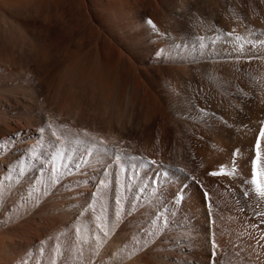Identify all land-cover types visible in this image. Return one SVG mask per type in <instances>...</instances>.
<instances>
[{"label":"rangeland","instance_id":"374dc122","mask_svg":"<svg viewBox=\"0 0 264 264\" xmlns=\"http://www.w3.org/2000/svg\"><path fill=\"white\" fill-rule=\"evenodd\" d=\"M59 1L0 4V264H264L247 217H264L253 214L264 202L245 198L250 163L234 157L253 150L263 114L264 10L249 0ZM177 146L198 178L171 162ZM233 161L235 177L217 181L248 231L226 226L213 239L208 214L221 207L212 193L209 212L201 169Z\"/></svg>","mask_w":264,"mask_h":264},{"label":"bare ground","instance_id":"6f19581e","mask_svg":"<svg viewBox=\"0 0 264 264\" xmlns=\"http://www.w3.org/2000/svg\"><path fill=\"white\" fill-rule=\"evenodd\" d=\"M27 1V0H26ZM28 1H32V3L33 4H37V6L40 8V10L42 9H45V8H47V9H50V7H51V5L53 4L55 7L56 6H61L60 4H61V2L59 1V0H28ZM13 3V2H15V3H19V4H22V0H0V4L1 5H6L7 3ZM262 2V3H261ZM261 2H259L260 4L257 6L256 5V3H254L252 0H249V3H250V5H251V7L252 8H255L256 10H257V13H262L263 12V10H264V0H261ZM31 3V2H30ZM59 9V8H58ZM251 11V10H250ZM257 15V14H256ZM248 22V21H247ZM260 22V21H259ZM245 23V22H244ZM248 25V24H247ZM261 24H259V26H260ZM263 25V24H262ZM234 26V25H233ZM244 26V25H243ZM235 27V26H234ZM254 27V26H253ZM231 28V27H230ZM249 28V27H248ZM255 29V28H254ZM257 29V28H256ZM251 30V29H250ZM264 30V29H263ZM56 33H58L57 31H56ZM58 34L56 35V38L57 39H59L58 38ZM72 52V51H71ZM66 54V53H65ZM67 55V54H66ZM260 76V75H259ZM262 76V75H261ZM263 80H264V73H263ZM261 84V83H260ZM263 85V84H262ZM260 89V88H259ZM257 91V90H256ZM257 93V98H259V102H261V106H263V114H261V115H259V114H256V118H255V123H254V127H255V129H253L254 131H253V139L252 140H254L255 141V136H256V133H257V131L259 130V128H260V126H261V121H264V85H263V89H261V90H258V92H256ZM227 116V115H226ZM239 118V117H238ZM230 119V118H229ZM248 123V122H247ZM247 125V124H246ZM245 125V126H246ZM247 128V127H246ZM246 128L244 129V130H246ZM248 130V129H247ZM242 132H243V130H242ZM246 134H248V133H246ZM244 136V135H243ZM242 136V138H244ZM248 137V136H247ZM241 138V139H242ZM219 139V138H218ZM243 141H244V139H243ZM220 143V142H219ZM226 144V143H225ZM248 144V143H247ZM220 145V144H219ZM223 145V144H222ZM221 146V145H220ZM228 146V145H227ZM239 146H242V145H239ZM218 147V146H217ZM252 147H253V145H252ZM262 147H263V149H264V138H263V142H262ZM225 148V147H224ZM228 148V147H227ZM248 148V147H247ZM247 148L246 147H244V148H240L241 149V151H238L239 152V154H238V158H239V164L241 163V165L244 167V165H246V162H245V160L247 159V160H249V162H248V164L250 163V165H249V167H251V159H252V157H253V150H251L250 152H247ZM215 149H216V147H215ZM249 149H251V148H249ZM136 150H139V149H136ZM146 150V149H145ZM220 150V149H219ZM238 150V149H237ZM137 152H139V151H137ZM214 152V151H213ZM220 152V151H219ZM229 152V151H228ZM175 153H176V159H174L173 161L170 159V158H166L164 155H163V162H169V160H171V162H177V164H179V165H177L178 167L179 166H181V168L183 169V168H185V170H189V172H191L190 173V175L192 174H195V172H193V171H195V170H193V168H191V166H189V160H187V156H185V152H183V148H179V146H177V148H175ZM196 153V152H195ZM215 153V152H214ZM225 153V152H224ZM141 154H143V156H155V154H151L150 155V153H149V151H148V149H147V151L145 152V153H143V151L141 150ZM213 154V153H212ZM221 154V153H220ZM227 154V153H226ZM211 155V154H210ZM214 155V154H213ZM159 156H161V154L159 153ZM204 156H206V155H204ZM198 157V156H197ZM209 157H211V156H209ZM219 157H221V156H219ZM145 158V157H144ZM202 158V157H201ZM204 158V157H203ZM213 158V157H212ZM225 158V157H224ZM237 158V157H236ZM153 159V158H152ZM205 159V158H204ZM157 160V159H156ZM155 160V161H156ZM200 160H202V159H200ZM199 160V161H200ZM214 160V159H213ZM223 160V159H222ZM100 161V160H99ZM219 161V160H218ZM212 162V161H211ZM198 163H200V162H198ZM207 163H208V161H207ZM224 163V162H223ZM169 164V163H168ZM209 165L208 166H210V163H208ZM101 165V164H100ZM158 165V164H157ZM207 165V164H206ZM212 165V164H211ZM219 165V164H218ZM240 165V166H241ZM95 166V169H96V171H97V173H100L101 171V169H100V166H96V165H94ZM195 166V165H194ZM193 166V167H194ZM241 168V169H244V168ZM248 167V166H247ZM248 167V168H249ZM197 169H198V167H196ZM213 168V167H212ZM246 168V167H245ZM247 168V169H248ZM206 169H208V167L206 168ZM206 169H204V167L202 166V169H201V174H203V176H202V178H203V180H201V181H203L204 182V187L206 188V190L210 193V195H212V193H214V195L216 194V195H218V196H216V197H218V198H216V200L219 202L218 203V205L221 207L220 208V212L218 211V213H216V216L215 215H213V219H212V221H214V225H211L210 223V229H209V232H214V235L212 236L211 234H210V238H213V239H215V237L216 238H218V239H220V238H222V237H226L228 234L226 233V231H224L225 229V227L227 226H230V227H232V229H233V232L234 233H240V234H244V231L250 226V222L248 223L249 224V226L247 227V221H246V223H244V221H245V219L246 218H241L240 216H238V214L236 215V214H233V215H231V212L232 211H230V209L229 208H233L232 206V203H229V202H231V201H229L228 203L227 202H225V201H227V200H225V198L227 197V195H226V193L228 192H226L225 193V188H224V186H219V182H221L220 180L219 181H217L218 180V178L216 179V181L215 182H218L217 184L215 183V184H213L214 182L213 181H211V178H210V175H209V173L207 174V172H211V171H209L210 170V167H209V170H206ZM212 170V169H211ZM239 170H240V168H239ZM246 170V169H245ZM250 170H251V168H250ZM250 170H249V172H250ZM200 170L198 169V172H199ZM216 171H218V170H216ZM247 171V170H246ZM184 172V171H183ZM186 172V171H185ZM197 172V171H196ZM206 172V173H205ZM187 173V172H186ZM200 173V172H199ZM191 175V176H192ZM198 175V174H197ZM197 175L196 176H194V177H197ZM246 175H248L247 173H246ZM199 176H201L200 174H199ZM90 177H92L93 178V174H91L90 175ZM159 178V177H158ZM198 178V177H197ZM215 179V178H214ZM246 179V178H245ZM223 181H225V180H223ZM227 181V180H226ZM213 182V183H212ZM242 183V182H241ZM224 184V183H223ZM228 184V183H227ZM237 187V186H236ZM224 188V189H223ZM239 196V195H238ZM213 197V196H212ZM211 197V198H212ZM230 197V196H229ZM243 197V196H242ZM241 197V198H242ZM212 199H214V197L212 198ZM230 200V199H229ZM207 201V200H206ZM225 202V203H224ZM252 202V201H251ZM215 204V203H214ZM259 205V204H258ZM246 206V205H245ZM236 207V208H235ZM235 207H234V209H237V206L235 205ZM252 207V206H251ZM194 209V212L196 213V212H198L199 211V209L198 208H193ZM218 209V208H217ZM234 209H233V211H234ZM252 209H253V207H252ZM208 210V209H207ZM213 210V208L211 207V205H210V211L209 212H211ZM215 210V209H214ZM238 210V209H237ZM248 210H249V206H248ZM251 210V209H250ZM254 210V209H253ZM252 210V211H253ZM255 211H257V208H255ZM262 211H263V209H262ZM254 212V211H253ZM252 212V213H253ZM226 213H228V214H226ZM229 213H230V215H229ZM251 213V212H250ZM197 214V213H196ZM253 214H255V216H257L256 215V212H254ZM243 215V214H242ZM241 215V216H242ZM246 215V214H245ZM244 215V216H245ZM254 216V215H253ZM258 218V217H257ZM260 218V217H259ZM262 218H264L263 216H262ZM261 218V219H262ZM253 219V218H252ZM250 220V219H249ZM260 223V221H258V226H253V231H252V228L250 229L251 230V233H252V238H250V237H248V238H250V239H253V241H254V244H255V246L258 248V242L260 241V239H261V237H262V232L260 231V228H258L259 227V224ZM222 229H221V228ZM213 229V230H212ZM235 230H236V232H235ZM247 231H248V229H247ZM246 233V232H245ZM247 234V233H246ZM191 236V235H190ZM238 237V236H237ZM240 237V236H239ZM191 239H193L194 237H190ZM190 238H187L189 241H190ZM247 238V237H246ZM242 240V238L239 240V241H241ZM244 240H245V242H247L246 241V239L244 238ZM249 240V239H248ZM1 243V242H0ZM237 243H240V242H237ZM249 243V242H248ZM253 242H250V244H247V245H251ZM191 244H193L192 242H190L189 244H187L188 246H190ZM6 245V244H5ZM237 245V244H236ZM240 245V244H239ZM241 245H242V243H241ZM243 245H244V243H243ZM253 245V244H252ZM251 245V246H252ZM186 247L188 250H191L192 248L191 247ZM247 247V246H246ZM230 248V247H229ZM254 248V247H253ZM241 249H242V247H241ZM240 249V250H241ZM249 249V248H248ZM235 250H237V248L235 249ZM240 250H237V251H240ZM244 250V249H243ZM247 250V249H246ZM245 250V251H246ZM254 250V249H253ZM256 250V249H255ZM255 250H254V252H255ZM211 252V251H210ZM241 252V251H240ZM231 253V252H230ZM245 252H243V254H244ZM247 254H249V255H251V253H253L252 251H251V253L250 252H246ZM256 253V252H255ZM255 253H254V256H255ZM258 253V252H257ZM182 254V253H181ZM259 254V253H258ZM257 254V256H259ZM187 255V254H186ZM227 255V254H226ZM182 256H183V258L185 257V253H183L182 254ZM247 256V255H246ZM252 256V255H251ZM250 256V257H251ZM244 257V256H243ZM253 257V256H252ZM259 257H261V255L259 256ZM259 257H257V258H259ZM247 258H249L248 256H247ZM243 259V258H242ZM250 259V258H249ZM252 259V258H251ZM262 259L263 258H261V261H262ZM237 260V259H236ZM253 260H254V258H253ZM254 261H256V260H254ZM238 262V261H237ZM244 262H246V261H244ZM257 262H258V260H257ZM247 264V263H246Z\"/></svg>","mask_w":264,"mask_h":264},{"label":"snow or ice","instance_id":"6c2138e0","mask_svg":"<svg viewBox=\"0 0 264 264\" xmlns=\"http://www.w3.org/2000/svg\"><path fill=\"white\" fill-rule=\"evenodd\" d=\"M148 24L152 25V27H155L153 22L151 20L147 21ZM233 32L235 30L233 29ZM231 36L232 33H229ZM236 39H240V37H236ZM257 56L254 54L252 57H249V59H256ZM261 128L259 130V137L255 140V153H254V158L252 160V178L250 181V185L254 186V188H249L248 190H245L243 195L245 198L249 196V191L254 192L255 196L264 199V167H262V163H264V157H262L261 154V138H264V121H261ZM238 151L234 153V156L238 154ZM153 163H155L153 161ZM235 161H233L234 165ZM182 171V170H181ZM236 172V168L233 167L230 172L225 171V166L221 165L219 171H213L210 172L209 175L211 176H218V175H234ZM165 174H161V177H163ZM243 183L248 184V181H243ZM179 193V190H178ZM243 210V209H242ZM257 216H262L264 214L257 212ZM213 247H215V243L213 242Z\"/></svg>","mask_w":264,"mask_h":264},{"label":"built area","instance_id":"2783aa9c","mask_svg":"<svg viewBox=\"0 0 264 264\" xmlns=\"http://www.w3.org/2000/svg\"><path fill=\"white\" fill-rule=\"evenodd\" d=\"M241 205L242 204H240V206ZM247 217L250 218V227L252 228V231H253V226H258V220H264V219H252L250 216H247ZM211 221H212V219H211ZM260 230L262 232V240H261V242L264 245V229H260ZM213 264H215V262H213Z\"/></svg>","mask_w":264,"mask_h":264}]
</instances>
